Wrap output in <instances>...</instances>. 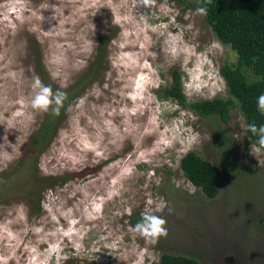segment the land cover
Returning a JSON list of instances; mask_svg holds the SVG:
<instances>
[{"label": "rangeland", "instance_id": "1", "mask_svg": "<svg viewBox=\"0 0 264 264\" xmlns=\"http://www.w3.org/2000/svg\"><path fill=\"white\" fill-rule=\"evenodd\" d=\"M196 10L0 0V264H264V148L240 106L225 121L165 95L179 72L188 102L229 97L237 52ZM37 76L67 94L51 140L30 106ZM192 150L221 169L216 197L184 176ZM145 209L167 221L154 245L132 231Z\"/></svg>", "mask_w": 264, "mask_h": 264}, {"label": "trees", "instance_id": "2", "mask_svg": "<svg viewBox=\"0 0 264 264\" xmlns=\"http://www.w3.org/2000/svg\"><path fill=\"white\" fill-rule=\"evenodd\" d=\"M178 1L190 9L203 6L201 0ZM207 8L205 20L219 40L231 45L238 55L236 65H226L221 70L228 86L229 97L188 102L179 72L175 73V83L165 90V95L179 99L180 102L190 105L203 115L213 114L225 121L230 119L232 108L239 105L245 116L246 125L252 122L257 125L264 124V114L257 111V97L264 93V0H212ZM38 61V66L41 67L40 58ZM44 80L48 86L53 87L47 78ZM78 91L74 92V96L78 97L81 94ZM65 104L66 102H63L61 110ZM63 117L62 113L56 115L54 112L51 114L46 112L39 133L40 138L51 140ZM246 137L249 142L256 144L257 137L247 131V128ZM180 166L184 176L200 187L205 194L211 198L218 195L221 175L218 166L207 162L195 150L189 151L181 158ZM156 264H200V262L192 256L163 254Z\"/></svg>", "mask_w": 264, "mask_h": 264}, {"label": "clouds", "instance_id": "3", "mask_svg": "<svg viewBox=\"0 0 264 264\" xmlns=\"http://www.w3.org/2000/svg\"><path fill=\"white\" fill-rule=\"evenodd\" d=\"M150 0H142V3L148 4ZM203 6L197 8V12L201 15H207V5L212 3V0H201ZM33 88L38 90L30 101V106L33 109L47 112L49 108L55 104L57 107L53 108L54 114L59 115V108L63 106L64 100L67 98L65 92L57 90L53 92L50 86L42 83L37 76L34 78ZM257 111L264 114V93L257 97ZM247 131L251 132L253 136L257 137L256 144L258 148H264V124L257 125L252 122L246 126ZM199 134L193 136V143L197 141ZM252 154H254L252 152ZM168 209L169 213L172 212L171 208H168L167 202L161 199L155 206L156 212H164ZM167 221L162 215H156L153 211L145 209L141 213L140 221L132 229L139 237L143 238L147 244L154 245L158 242L159 238L167 237L168 230L166 227Z\"/></svg>", "mask_w": 264, "mask_h": 264}]
</instances>
